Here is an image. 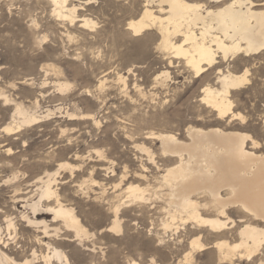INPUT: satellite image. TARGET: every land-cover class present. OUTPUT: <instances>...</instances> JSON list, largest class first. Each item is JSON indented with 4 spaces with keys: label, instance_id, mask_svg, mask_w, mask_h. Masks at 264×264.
Wrapping results in <instances>:
<instances>
[{
    "label": "rangeland",
    "instance_id": "rangeland-1",
    "mask_svg": "<svg viewBox=\"0 0 264 264\" xmlns=\"http://www.w3.org/2000/svg\"><path fill=\"white\" fill-rule=\"evenodd\" d=\"M147 1H91L83 13L98 27L89 34L57 20L49 0H0V92L12 100L8 105L0 101V228L6 242L2 247L15 264H45L43 256L53 247L67 260H53L52 264H116L117 259L127 260L133 253L140 259L146 257L149 264L152 260L157 264H218L214 249L218 239L207 232L199 233L190 224H179L178 230L163 233V217L156 209L125 213L124 232L119 237L101 232L113 220L105 204L108 199L124 200L123 192L130 184L154 186L162 176V142L153 136L174 134L189 142L187 131L192 127L205 131L218 128L250 134L260 146L252 151L264 154V140L254 135L262 127L257 119L264 109V55L227 62L237 74L242 73L239 69L249 68L253 76L251 84L231 93L234 111L245 115L247 122L233 118L223 121L200 101L203 87H220L218 72L196 78L193 72L175 66L165 79L168 61L158 50L157 31L137 40L124 30L130 18L141 15ZM32 21L40 28L33 29ZM39 40L43 42L35 49L33 45ZM128 67L133 71L128 72ZM102 81L103 92L88 96ZM58 82L71 84V89L60 93L55 85ZM9 84L15 87L4 92ZM15 104L40 116L47 110L56 114L9 137L1 130L11 122ZM69 114L77 116L76 120ZM247 145L252 147L251 142ZM142 147L149 149L155 163ZM62 163L70 166L61 167ZM48 175L64 203L75 209L95 239L80 243L53 215L36 218L49 225L48 237L42 226L28 224V218L35 219L29 204L38 201L37 188L42 185L38 179L46 181ZM231 217L238 219L237 214ZM8 220L14 224L11 230ZM237 230L228 231L232 243L239 240ZM199 235L208 249L194 252L193 259L185 261L192 252L191 241ZM260 254H264V246ZM258 257L256 264H261ZM246 259L230 264H251Z\"/></svg>",
    "mask_w": 264,
    "mask_h": 264
},
{
    "label": "bare ground",
    "instance_id": "bare-ground-1",
    "mask_svg": "<svg viewBox=\"0 0 264 264\" xmlns=\"http://www.w3.org/2000/svg\"><path fill=\"white\" fill-rule=\"evenodd\" d=\"M49 1L53 5V15L61 23L68 22L73 28L78 26L84 33L97 31V27L93 30L92 26L98 24L83 13L93 0ZM152 4H156V7ZM130 25L141 36L149 33L153 35L154 32H151L157 31L160 37L158 50L164 53L168 61V67L163 71L165 79L169 77V69L175 66L193 72L196 78H202L208 72H218L216 81L220 87H203L200 101L207 110L215 112L219 119L238 120L237 117L242 114L234 111L231 93L245 85L240 81L243 72L237 74V70L227 62H240L264 55V0H148L141 15L130 18L126 23L124 30L127 33L132 30ZM223 64L226 67H221ZM55 85L60 93L71 89V84L67 82ZM0 95L4 94L0 92ZM25 108L16 105L11 122L1 130L6 136H13L21 132L23 127L37 125L42 122L41 119L47 120L56 114L54 110H47L45 115L40 116ZM69 115L74 118L72 120H76L77 116ZM187 132L189 142L181 141L174 134L152 135L162 142L161 157L165 164L162 176L154 186L130 184L123 192L126 194L124 200L122 197H116L113 202L112 198L111 201L106 200L109 211L116 207L120 211H110L113 220L101 232L119 237L124 232L125 213H138L151 208L163 217L160 225L163 233L178 230L179 224H190L199 229V233L207 232L218 239L214 243L218 264H230L237 259L241 262L249 256L256 259L264 246V154L252 151L260 147L259 143L253 137L249 140L250 134L226 132L218 128L205 131L192 127ZM247 142H251L252 147ZM141 151L146 152L149 160L155 163L149 149L142 147ZM60 166L67 168L70 165L62 163ZM49 175L46 181L38 179L42 183L37 188L38 201L29 204L35 219L28 218V224L31 227L42 226L48 237L49 225L45 220L38 221L36 218L40 214L53 215L55 220L63 223L64 226H61L64 229L73 232L77 241L82 243L84 239L80 238L81 234L88 236L90 232L84 228L75 209L66 205L57 189L53 188L52 176ZM232 214H237L238 219L234 220ZM8 222L7 228L11 230L14 224L12 220ZM232 228H238L239 237L233 243L227 238ZM5 243L0 228V264H15V260L7 254L6 247H2ZM190 248L192 252L185 256V261H191L194 252L208 249L200 235L191 241ZM64 259L67 260V257L54 247L51 253L43 256L45 264H52L53 260L63 263Z\"/></svg>",
    "mask_w": 264,
    "mask_h": 264
},
{
    "label": "snow or ice",
    "instance_id": "snow-or-ice-1",
    "mask_svg": "<svg viewBox=\"0 0 264 264\" xmlns=\"http://www.w3.org/2000/svg\"><path fill=\"white\" fill-rule=\"evenodd\" d=\"M92 27H93V30H95V28L98 27V25H93ZM32 28L33 29H39L40 25L37 24L35 21H32ZM129 28L132 29L128 33V36L130 38L137 39V40H143V36H141V34L138 31H135L134 26L130 25ZM34 34L38 36V33H34ZM42 42H43L42 40H39L38 42L34 43L33 47L35 49H39ZM96 58L99 59L98 56ZM78 59H79V57H78ZM127 70H128V72L133 71V69L131 67H128ZM239 71L243 72V75L240 77L241 83L251 84L253 73L248 71L246 68H241V69H239ZM2 74L3 73L0 72V75H2ZM157 79L159 80L160 77H157ZM14 87H15V84L6 85L3 89V91L7 92L8 89H11ZM102 92H103V81L101 82V85L99 87H94L93 91L88 92L87 95L88 96H94V95L98 96ZM0 100H2L4 103H8V104L12 103V101H10L8 99L7 95H0ZM0 111H3V110H0ZM8 111H10V109H8ZM253 118H255V114H253ZM237 119L241 122H247L245 115H241V116L237 117ZM257 123H261L262 127L260 129H258L256 132H254V135L258 136V138H260L261 140H264V109L260 110V116L257 119ZM4 131H8V129H4ZM248 139L251 140L252 136H249ZM101 158H103V157H101ZM5 183H7V182H5ZM110 211L119 212L120 209L118 207H116V208H111ZM222 214L223 213H221V215ZM110 219L111 218L109 217V220ZM110 230H115V229H110ZM80 238L81 239H95V236H93L92 234H89L88 236H84L83 234H81ZM160 243L164 244V241L161 240ZM248 259L251 262V264H256V260L253 259L251 256H249ZM258 259H260L261 264H264V254H262L260 257H258ZM116 264H149V262H148L146 257L144 259H140V258L136 257L135 253H133L132 256H129L127 258V260L117 259ZM151 264H157V261L152 260Z\"/></svg>",
    "mask_w": 264,
    "mask_h": 264
}]
</instances>
